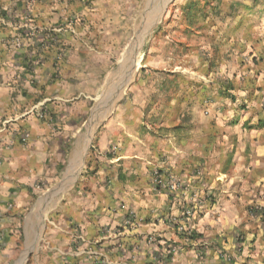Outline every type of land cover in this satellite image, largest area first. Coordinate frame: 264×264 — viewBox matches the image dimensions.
Here are the masks:
<instances>
[{
	"label": "crops",
	"instance_id": "obj_1",
	"mask_svg": "<svg viewBox=\"0 0 264 264\" xmlns=\"http://www.w3.org/2000/svg\"><path fill=\"white\" fill-rule=\"evenodd\" d=\"M99 2L0 0L2 183L57 175V101L79 76L90 88L113 58L115 27ZM244 101L249 110L226 109L229 123L213 125L224 136L204 146L183 124H107L38 264H264V107ZM19 128L27 143L8 135ZM154 173L179 190L160 189Z\"/></svg>",
	"mask_w": 264,
	"mask_h": 264
},
{
	"label": "rangeland",
	"instance_id": "obj_2",
	"mask_svg": "<svg viewBox=\"0 0 264 264\" xmlns=\"http://www.w3.org/2000/svg\"><path fill=\"white\" fill-rule=\"evenodd\" d=\"M99 3L115 27V47L109 49L113 58L105 62L90 88L85 76H79L77 86L67 90L65 102L57 101V111L62 112L53 128L63 142L60 157L64 155L57 175L49 181L16 180L15 176L0 180V264H38L42 259L53 232L50 222L75 199L107 124L131 120L151 131H159L158 124H183V135L201 137L204 146L213 133L224 136L213 125L229 123L226 109L249 110L247 96L259 99L264 107L260 99L264 95V0ZM108 40L111 44L112 36ZM130 47L135 51V74L120 98L113 100L115 88L127 75L117 74L118 65ZM96 105L101 106L96 109ZM93 125L99 127L88 143L83 167L67 185L73 152L77 143L85 147ZM9 130L8 135L15 133L21 143H27L26 130L24 134L22 128ZM78 149L79 145L75 152ZM73 159L77 162L79 157Z\"/></svg>",
	"mask_w": 264,
	"mask_h": 264
},
{
	"label": "bare ground",
	"instance_id": "obj_3",
	"mask_svg": "<svg viewBox=\"0 0 264 264\" xmlns=\"http://www.w3.org/2000/svg\"><path fill=\"white\" fill-rule=\"evenodd\" d=\"M126 74H124L126 76H124V78L122 79L123 83H121L119 86H117L115 88L114 95H113V100H116V99L120 98V96L122 95L123 91L126 88L127 83L130 82L133 79L134 74H135V70H132L131 72H127ZM95 128H96V125H94L92 127L91 132L89 134V139H88V141H85V143H84L85 144V147L82 146L83 144L82 145H79L78 152H76V157H79V159L77 160V162H74V159L72 160L71 165H70V168L73 166L74 163H75V165L72 168V171L70 172L69 176L67 177V179L65 181V184L73 182L78 177V175H79V173H80V171H81V169L83 167V159H84V156H85L86 151H87L88 143L91 140V137H92V134H93V131H94Z\"/></svg>",
	"mask_w": 264,
	"mask_h": 264
},
{
	"label": "built area",
	"instance_id": "obj_4",
	"mask_svg": "<svg viewBox=\"0 0 264 264\" xmlns=\"http://www.w3.org/2000/svg\"><path fill=\"white\" fill-rule=\"evenodd\" d=\"M154 181L160 189H164L169 193H173L179 190L180 186L177 181H172L171 183L165 182L161 179L158 173H154ZM191 215L190 211H186V218ZM186 220L178 223V229L181 233H188V228L186 227Z\"/></svg>",
	"mask_w": 264,
	"mask_h": 264
},
{
	"label": "water",
	"instance_id": "obj_5",
	"mask_svg": "<svg viewBox=\"0 0 264 264\" xmlns=\"http://www.w3.org/2000/svg\"><path fill=\"white\" fill-rule=\"evenodd\" d=\"M135 53V51H133L132 47H130L127 52L123 55V58L121 60V62L118 65V70H117V74H125L127 72H129L130 70L134 69L135 70V61L133 59V54ZM101 105H96V109L97 107H100Z\"/></svg>",
	"mask_w": 264,
	"mask_h": 264
},
{
	"label": "trees",
	"instance_id": "obj_6",
	"mask_svg": "<svg viewBox=\"0 0 264 264\" xmlns=\"http://www.w3.org/2000/svg\"><path fill=\"white\" fill-rule=\"evenodd\" d=\"M54 116H52V118H53ZM48 179H50V178H46V180H48Z\"/></svg>",
	"mask_w": 264,
	"mask_h": 264
}]
</instances>
